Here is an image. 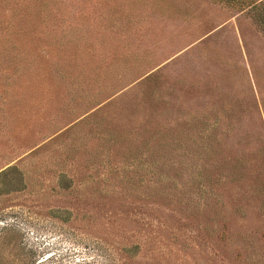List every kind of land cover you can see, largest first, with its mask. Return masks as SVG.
<instances>
[{
	"label": "rangeland",
	"instance_id": "374dc122",
	"mask_svg": "<svg viewBox=\"0 0 264 264\" xmlns=\"http://www.w3.org/2000/svg\"><path fill=\"white\" fill-rule=\"evenodd\" d=\"M30 4L0 15V264H264V0Z\"/></svg>",
	"mask_w": 264,
	"mask_h": 264
},
{
	"label": "trees",
	"instance_id": "16d2710c",
	"mask_svg": "<svg viewBox=\"0 0 264 264\" xmlns=\"http://www.w3.org/2000/svg\"><path fill=\"white\" fill-rule=\"evenodd\" d=\"M28 1H29V3H28ZM30 7H31L30 0H23V1L22 0H0V15L2 13L6 14V12H8L10 14V16H11V19L14 20V19L18 18V16L21 17V16H24L26 14H29L30 13ZM13 14H15L14 18H13ZM15 21H17V19ZM14 24H13L11 29H13L15 31V29L13 28ZM23 28H21V29H23ZM5 33H7V32H5ZM37 34L35 36H32V34H31V36H27L28 35V31H24L23 30L22 33L20 32V34H18V36L16 37L15 40L12 39L11 32H9V34H6L5 36L7 37V40L10 41L9 43H10L11 48L14 51H16V59L18 58V55L21 56L20 55L21 52H22L21 43L23 41L24 42L27 41L29 46H31V47L33 45H35V46L32 47V48L36 47V52L34 51V53H39V54L43 53L42 56H44V57H46L47 54H48V53L47 54L44 53V50H46L44 48V45L46 44L47 47L49 48V47H52L50 44L54 43L55 44L54 53L51 54L49 56V58L47 57L48 61H41L40 60L41 56L35 55L34 57H36V58H30V63H31V66H32L33 61H36V64H35L36 65V70H35L34 74H37V75H40V76H43V77H46V76H51V77L60 76V77H62V76H64L66 73H68L69 68L62 67V69H59V67H55L56 64H54V59L57 56L60 55V52L65 54V51H67L66 47H64V44L61 43V41L58 40L57 38H54L53 43H50L47 40L48 37L46 38L47 34L46 35L45 34L42 35V34H39V33H37ZM35 37H37V39ZM52 55H54V58H52ZM21 58H23V57L21 56ZM61 71L64 73V75L62 74Z\"/></svg>",
	"mask_w": 264,
	"mask_h": 264
}]
</instances>
